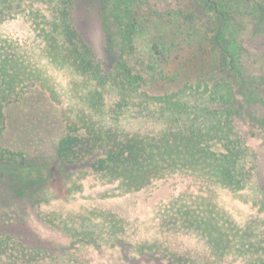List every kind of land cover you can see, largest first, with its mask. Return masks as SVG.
<instances>
[{"label": "trees", "instance_id": "1", "mask_svg": "<svg viewBox=\"0 0 264 264\" xmlns=\"http://www.w3.org/2000/svg\"><path fill=\"white\" fill-rule=\"evenodd\" d=\"M237 1L242 0L199 2L217 20L214 26H161L154 32L145 24L158 16L149 0H98L103 46L98 56L74 24L72 0H0V25L21 20L34 38L24 49L0 32V175L12 177L8 185L16 202L22 198L24 206L29 200L35 218L82 245L133 246L129 229L112 213L44 212L43 203L63 200L71 190L27 186L15 170L32 169L36 161L4 142L13 107L32 92L45 91L57 108L60 132L52 151L64 168L78 166L82 175L122 193L190 175L252 211L233 218L217 206L213 190L189 201L173 200L158 211L161 227L197 238L203 257L161 256L154 252L160 240L152 237L123 258L225 264L231 257L240 264H264V154L249 144L252 134L237 125L247 118L264 141V75L245 74L239 26H227ZM189 10L181 15L188 17ZM53 73L63 78L54 88L48 78ZM1 203L0 264L67 261L30 243L27 233L37 237L19 213Z\"/></svg>", "mask_w": 264, "mask_h": 264}, {"label": "rangeland", "instance_id": "2", "mask_svg": "<svg viewBox=\"0 0 264 264\" xmlns=\"http://www.w3.org/2000/svg\"><path fill=\"white\" fill-rule=\"evenodd\" d=\"M72 1L73 21L77 30L94 53L101 56L103 46L98 0ZM149 1L152 4L150 11L157 13L158 16L149 19L145 24L154 32H159L161 26H214L217 21L204 10L199 3L201 0ZM236 3L234 14L227 26H239L236 31L237 44L242 49L241 61L245 74L264 75V0H242ZM188 8L190 15L185 19L181 12L187 11ZM0 32L24 49L29 48L34 39L21 20H12L0 25ZM48 78L53 88L58 82L63 81L58 73H53ZM250 107L253 112V103ZM13 108V116L10 118L4 142L22 151L29 160L36 161V166L26 171L18 166L15 169L17 173L26 180L27 186L38 184L36 187L42 185L39 188L49 191L52 187L71 190V194L63 200L54 199L43 203L42 210L48 212L61 209L80 215L92 210L97 213H112L117 220L124 222V227L128 228L131 234L132 239L129 240L133 246L125 250L107 243L98 246L82 245L35 218L29 200L27 203L24 202V206L20 201L22 198L16 202L18 196L8 185L12 177L0 175V203L3 202L1 205L4 210L19 213L18 217L38 239L31 238L30 233H27L25 237L30 243L44 246L54 256H67V261L60 264H147L138 257H132V260L123 257L127 254L131 258L136 244L145 239L152 242V237L160 240L161 245L154 252L161 256L175 252L183 256L190 253L194 257L202 254L203 257L204 245L197 238L181 231H167L161 227L162 216L157 215L158 211L170 206L173 200L189 201L193 196H207L213 190L217 206L223 211H228L233 218L241 219L252 213L247 205L235 199L230 193L222 189L207 188L200 179L190 175L179 174L158 179L148 187L132 193H122L115 185H100L92 175H82L78 166L64 168L53 155L52 146L58 138L60 126L54 112L57 108H54L49 100L48 93L36 90L29 95L27 101L16 104ZM242 121H238L239 130L251 133L249 144L264 154L262 135L257 133L247 118ZM0 174H4L2 170ZM167 258L165 257L161 264H168ZM228 260L225 264H240L232 262L231 257ZM153 264L160 263L154 261Z\"/></svg>", "mask_w": 264, "mask_h": 264}]
</instances>
